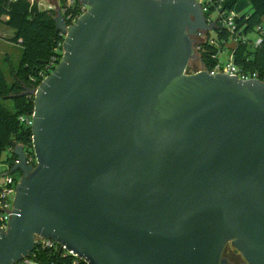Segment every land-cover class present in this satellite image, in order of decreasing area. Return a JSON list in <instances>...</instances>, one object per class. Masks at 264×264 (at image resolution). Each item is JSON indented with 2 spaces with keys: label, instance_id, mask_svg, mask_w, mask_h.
Masks as SVG:
<instances>
[{
  "label": "water",
  "instance_id": "1",
  "mask_svg": "<svg viewBox=\"0 0 264 264\" xmlns=\"http://www.w3.org/2000/svg\"><path fill=\"white\" fill-rule=\"evenodd\" d=\"M33 96L0 264L39 239L86 264H264V81L199 69L197 0H79ZM198 33V32H197Z\"/></svg>",
  "mask_w": 264,
  "mask_h": 264
},
{
  "label": "trees",
  "instance_id": "2",
  "mask_svg": "<svg viewBox=\"0 0 264 264\" xmlns=\"http://www.w3.org/2000/svg\"><path fill=\"white\" fill-rule=\"evenodd\" d=\"M248 1L251 6L249 13L240 14L236 19L237 27L242 28L243 33L253 31L262 23L264 16V0ZM237 2L221 0V7L223 10H234ZM54 16L53 12L38 9L36 3L31 4L29 0H0V23L13 30L10 41L22 49L19 66L9 65L11 60L4 58L8 67L7 76L0 65V156L6 152L4 162L9 166L16 159L11 151L18 144L34 158L31 128L19 117L33 111V96L25 91L41 82V73L53 56L57 57V62L61 57L63 37L55 27ZM217 38L219 46L204 43L198 50L201 63L206 68L216 62L213 56L222 41L228 39V34L217 31ZM233 61L240 68L263 78L264 34L256 47L239 42L233 52ZM7 100L12 101L11 108L4 104ZM27 259L37 264H86L77 256L67 253L59 244L43 246L38 243Z\"/></svg>",
  "mask_w": 264,
  "mask_h": 264
},
{
  "label": "built area",
  "instance_id": "3",
  "mask_svg": "<svg viewBox=\"0 0 264 264\" xmlns=\"http://www.w3.org/2000/svg\"><path fill=\"white\" fill-rule=\"evenodd\" d=\"M29 2L31 4L36 3L38 9L53 12L54 15L59 12L63 17V20L66 21L65 23L67 26L73 24L89 8L87 4L82 3L79 0H29ZM197 2L201 5L206 23L208 25L214 23L216 29H212L206 32L201 30L197 31L198 33L195 32L193 35V38L196 41L195 50L198 52L199 48L204 43L219 46L217 31H225L228 34V39L222 41L219 50L217 51L216 55L213 56L216 62L209 68H206L201 63L202 67L200 69L207 70L210 74L226 73L229 76L232 75L242 80L259 79L261 81H264V76L263 78H260L257 73L248 72L240 68L233 61V52L239 42L246 43L253 47H256L261 42L262 35L264 34V22L257 25L253 31L243 33L242 28L237 27L236 19L238 16H240V14H238L235 9L223 10L221 7V0H197ZM252 33L255 35L254 38L250 37V34ZM60 35L64 38L63 33L60 32ZM230 40L234 42V45L229 48V54L227 55V58L221 61L220 55L223 53L224 49L226 48L225 45ZM57 63V57L53 56L50 62L47 64L45 68L46 70L41 73L42 79L52 71ZM47 72L49 73L47 74ZM19 119L30 126L32 123V112L27 115L20 116ZM24 152L26 155L27 163L34 164L35 158H33V156L31 154H28L26 151ZM14 162H17V160L15 159ZM10 170L11 166L8 165L7 170L4 172L5 182L3 185H0L1 231H5L7 229V221L11 214L12 201L15 194V186L18 181V179H16V176L13 174L14 172L11 173ZM37 243H40L43 246H53L54 244H56L51 240L45 239H39ZM67 253L71 254L70 252ZM22 262H29V260L26 259Z\"/></svg>",
  "mask_w": 264,
  "mask_h": 264
},
{
  "label": "rangeland",
  "instance_id": "4",
  "mask_svg": "<svg viewBox=\"0 0 264 264\" xmlns=\"http://www.w3.org/2000/svg\"><path fill=\"white\" fill-rule=\"evenodd\" d=\"M248 3H249L248 0H238L235 8H237L236 10H240V11L237 13L238 14H246V13L248 14L250 9H251L250 3L249 4ZM262 22H264V16L262 18ZM13 33H14L13 30L7 28L4 24L0 23V65H1L2 69L5 71L6 76L8 73V67H7V63H5V61H4V58L7 57L11 60L10 63L8 62L9 65L17 67L20 64V59H21V55H22L21 47L10 41V38L13 36ZM250 37L254 38L255 35L252 33V34H250ZM233 45H234V42L232 40H230L225 45L226 48L224 49L223 53L220 55L221 61H223L227 58V55L229 54V48H231ZM195 53L197 55V58L194 59L189 64V66L187 67L188 73H193L202 67L199 54L196 50H195ZM4 104L8 108L12 107V101H10V100H7ZM5 159H6V152H3L0 156V185H3L5 182L4 181L5 177L2 174L8 168V164L4 162ZM19 173H20L19 171H16V172H14V175L19 178L20 177ZM229 246H231V245L229 244ZM19 264H37V263L29 261V262H21Z\"/></svg>",
  "mask_w": 264,
  "mask_h": 264
},
{
  "label": "flooded vegetation",
  "instance_id": "5",
  "mask_svg": "<svg viewBox=\"0 0 264 264\" xmlns=\"http://www.w3.org/2000/svg\"><path fill=\"white\" fill-rule=\"evenodd\" d=\"M223 255L233 264H246L240 253L229 245L226 246Z\"/></svg>",
  "mask_w": 264,
  "mask_h": 264
},
{
  "label": "crops",
  "instance_id": "6",
  "mask_svg": "<svg viewBox=\"0 0 264 264\" xmlns=\"http://www.w3.org/2000/svg\"><path fill=\"white\" fill-rule=\"evenodd\" d=\"M249 4V3H248ZM237 8H235V10H236ZM240 10H236V12H239ZM3 176H4V173L2 174Z\"/></svg>",
  "mask_w": 264,
  "mask_h": 264
}]
</instances>
